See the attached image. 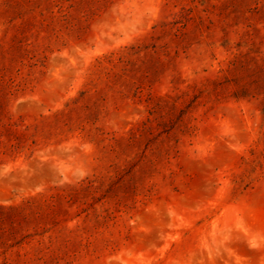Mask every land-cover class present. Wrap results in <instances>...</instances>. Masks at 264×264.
<instances>
[{"label": "rangeland", "instance_id": "rangeland-1", "mask_svg": "<svg viewBox=\"0 0 264 264\" xmlns=\"http://www.w3.org/2000/svg\"><path fill=\"white\" fill-rule=\"evenodd\" d=\"M0 264H264V0H0Z\"/></svg>", "mask_w": 264, "mask_h": 264}]
</instances>
